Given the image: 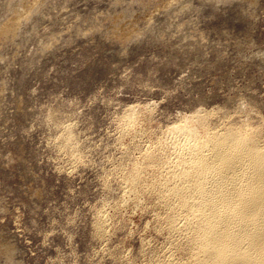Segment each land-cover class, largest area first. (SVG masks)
<instances>
[{"label":"rangeland","instance_id":"rangeland-1","mask_svg":"<svg viewBox=\"0 0 264 264\" xmlns=\"http://www.w3.org/2000/svg\"><path fill=\"white\" fill-rule=\"evenodd\" d=\"M186 122L263 147L264 0H0V264H206Z\"/></svg>","mask_w":264,"mask_h":264},{"label":"bare ground","instance_id":"bare-ground-1","mask_svg":"<svg viewBox=\"0 0 264 264\" xmlns=\"http://www.w3.org/2000/svg\"><path fill=\"white\" fill-rule=\"evenodd\" d=\"M9 28L6 25L2 32ZM173 129L192 140L195 152V155L190 152L194 160L189 159L192 161L189 164L193 163L197 175L195 188L200 197V225L205 230L201 243L206 264H264V145L249 144L247 137L237 136V132L235 137L230 133L212 134L206 143L199 145L195 124L186 122Z\"/></svg>","mask_w":264,"mask_h":264}]
</instances>
